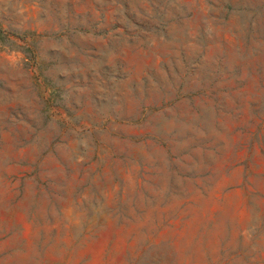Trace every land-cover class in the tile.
<instances>
[{
    "label": "rangeland",
    "instance_id": "374dc122",
    "mask_svg": "<svg viewBox=\"0 0 264 264\" xmlns=\"http://www.w3.org/2000/svg\"><path fill=\"white\" fill-rule=\"evenodd\" d=\"M0 264H264V0H0Z\"/></svg>",
    "mask_w": 264,
    "mask_h": 264
}]
</instances>
